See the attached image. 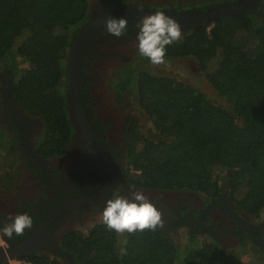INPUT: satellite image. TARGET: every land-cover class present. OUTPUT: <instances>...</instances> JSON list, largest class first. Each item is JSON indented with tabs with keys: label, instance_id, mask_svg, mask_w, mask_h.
Here are the masks:
<instances>
[{
	"label": "trees",
	"instance_id": "1",
	"mask_svg": "<svg viewBox=\"0 0 264 264\" xmlns=\"http://www.w3.org/2000/svg\"><path fill=\"white\" fill-rule=\"evenodd\" d=\"M206 4L209 0H181ZM89 0H0V63L18 71L13 93L30 115L42 118L36 145L44 158L63 155L74 127L67 104V58L75 36L88 19ZM137 25L142 20L138 19ZM138 26L131 36L138 34ZM86 48L79 56V93L93 61ZM191 57L216 97L208 99L183 80L153 74L138 49L114 70L109 87L116 101L135 99L148 120L126 124L125 178L130 186L155 191L186 190L216 197L229 194L236 208L255 221L264 219V7L214 21L197 23L167 48L166 59ZM17 68V67H16ZM85 93V94H83ZM6 146L0 141V150ZM12 188L16 168L5 170ZM181 242L170 229L117 233L103 222L87 232L65 233L60 248L70 263L46 255L28 257L32 264H251L212 239L196 234ZM176 234V233H175ZM203 235V238L209 237ZM125 254H121V249Z\"/></svg>",
	"mask_w": 264,
	"mask_h": 264
},
{
	"label": "flooded vegetation",
	"instance_id": "2",
	"mask_svg": "<svg viewBox=\"0 0 264 264\" xmlns=\"http://www.w3.org/2000/svg\"><path fill=\"white\" fill-rule=\"evenodd\" d=\"M248 1L209 0L206 4L201 5L197 2L182 7L187 3L186 1L181 3V0H164L159 3L135 0H99L97 4L90 7L88 19L83 23L81 30L95 22H100V24L84 38L81 49L86 48L87 52L92 53V57H94L108 49L111 44L124 46L130 43L138 44L137 36L135 34L131 36V31L137 28L136 21L143 18L126 15L129 10L151 13L163 11L180 24L183 34L189 32L197 23L225 18L201 20L195 19L196 15L206 11L242 5ZM263 7L264 0H258L255 8L249 12L261 10ZM111 16L123 17L128 21L125 34L119 38L108 34L106 31L105 24ZM97 60H94L93 64ZM24 63L19 60L17 68H14L12 63H0V141L6 146L5 149L0 150L2 154L0 184H10L6 181L5 170L17 169L18 173H14L11 180L12 187H15L20 177L27 176L24 187L12 198L10 209H0V228L10 223L15 215L23 213L32 217L33 224L30 229L24 231L23 235H13L11 239L0 234V254L2 255L0 264H11L12 259L25 260L28 257L40 255L70 263L72 258L60 248V239L65 233L76 230L87 232L88 220H92L91 223H96L94 218L102 215L106 201L114 198V194L118 193L126 197L128 189L144 190L130 186L125 178V156L128 148L126 124L130 123V119H135L129 117L125 120L119 131L120 140H115L116 134H111L113 121L101 113L91 89L90 71L93 68L92 65L91 69L84 71L81 83L83 85L84 81L89 82V92L87 95L83 93L89 102L85 103L81 97L80 100L94 135L112 161L107 162L98 148L91 142L70 97L67 104L70 121L74 127L72 140L63 155L44 158L39 154L36 147L41 137L42 118L28 114L13 93V85L18 77V71L25 69ZM136 123L142 126L138 121ZM112 181L114 182V189L106 199L101 198L93 204L81 208H69L60 212L48 221L32 246L23 251L14 252L13 249L26 240L66 198L91 196ZM5 191L11 193V190ZM204 197L202 207L198 209L196 221H193L198 230L202 232V236L205 235V232L209 233V229H215L213 227L217 226L214 223L216 218H221L226 213L227 219H229L227 222L238 227L235 230L238 239L243 234H248L251 240L257 238L261 247L264 241L261 235V224H263L264 219L256 223L249 222L250 219L247 217L248 220H244L243 214L236 208L232 198L225 191L216 197ZM160 211L163 213L164 210L161 208ZM251 218L254 219V217ZM193 222L189 214L178 215L171 220L169 226L163 224L162 227L169 229L178 224H184L187 228L192 229ZM70 225L73 227L68 229L67 227ZM10 255L13 258H9Z\"/></svg>",
	"mask_w": 264,
	"mask_h": 264
},
{
	"label": "rangeland",
	"instance_id": "3",
	"mask_svg": "<svg viewBox=\"0 0 264 264\" xmlns=\"http://www.w3.org/2000/svg\"><path fill=\"white\" fill-rule=\"evenodd\" d=\"M135 1H150L161 3L164 0ZM98 2L99 0H89L90 7H93ZM181 3H183V1H181ZM136 48L137 43H130L127 46L111 44L108 49L103 50V52L101 53L102 57L99 58L95 64H93V68L90 71L91 89L93 91L94 97L96 98L97 105L101 110V113L104 114V116L111 118V120L113 121L114 125L112 127L111 134H116L115 140L117 141L120 140V128L122 127L125 120L129 117L134 118L142 126H148V120L136 107L135 99L129 97L125 99L123 105L119 104L108 85L109 78L112 76L117 66L123 61V57L129 58ZM24 64L25 67H27V64ZM148 66L153 74H163L183 80L190 86L201 91L210 100L216 97L204 73L199 70L197 62L191 57L169 58L166 59V63L164 65L154 66L149 63ZM1 155L2 154L0 152V160L2 157ZM26 178L27 176L20 177V180L19 182H17L15 187H12L10 189H6L0 186V209H10L12 198H14L17 193H19V191H21V189L24 187ZM4 189L11 190V193H7ZM134 192H142L148 198V200L159 210L161 208L164 210L162 213V220L163 224L167 226H169L171 220L178 215L184 216L189 214L192 222L196 221L199 212L198 209L202 207V200L205 198L204 195L186 190L141 191L135 189H128L126 197L131 199ZM241 213L243 214L244 220L250 219L248 220L249 222L256 223V221L250 216H247L243 212ZM227 217L228 215L225 213L221 216V218H216L217 220H215L214 223L217 224V226L213 227L215 229H209V233L205 232V234H209V237L203 238L202 232L198 230L194 222L192 231H194V233L196 234V238L199 240V242L203 239L215 240L225 249L238 254L240 258H242V260L245 262L251 264H264V241L260 247L257 238L251 240L248 234H243L241 238L238 239L235 235V230L238 227H234V225L229 224L227 222V220H229L227 219ZM94 219V222L96 223L102 222V215ZM91 221L92 220H88L89 223L86 228L87 230L92 224ZM72 227L73 225H70L67 228L69 229ZM169 229L171 230V233L176 237V240L178 242H181L183 239L185 241L190 230L187 228V226H184V224H178L174 228ZM261 235L262 239L264 240V220L263 224H261ZM11 264H16L13 259L11 261Z\"/></svg>",
	"mask_w": 264,
	"mask_h": 264
},
{
	"label": "clouds",
	"instance_id": "4",
	"mask_svg": "<svg viewBox=\"0 0 264 264\" xmlns=\"http://www.w3.org/2000/svg\"><path fill=\"white\" fill-rule=\"evenodd\" d=\"M108 34L117 38L125 34L127 19L108 18L105 24ZM137 48L140 56L147 58L154 66L164 65L168 46L182 39L180 24L163 11L146 15L138 25ZM162 212L152 204L142 192H134L131 199L114 194L106 201L102 212V222L117 233H135L155 230L163 225ZM32 217L27 213L15 215L10 223L0 228V234L11 239L20 236L32 227ZM126 250L121 249V254Z\"/></svg>",
	"mask_w": 264,
	"mask_h": 264
},
{
	"label": "water",
	"instance_id": "5",
	"mask_svg": "<svg viewBox=\"0 0 264 264\" xmlns=\"http://www.w3.org/2000/svg\"><path fill=\"white\" fill-rule=\"evenodd\" d=\"M257 2L258 0H249L248 2L242 5L228 7L216 11H206L196 15L195 19L213 20L219 17H227L237 13L249 12L255 8ZM151 14L153 13L141 11V10H129L126 12V15L128 16H136L142 18H144L146 15H151ZM115 17L111 16L110 18H115ZM99 24L100 22H95L89 24L88 26H85L82 30H80V32L75 36L73 40V44L71 46L67 58L68 94L75 105V108L79 114V118L91 142L98 148L99 152L107 160V162H111L112 159L102 148L101 144L99 143V141L97 140L96 136L93 133L88 118L83 110V106L81 104L80 94H79L78 74H79V56H80L81 45L84 38L89 34V32ZM113 189H114V182L112 181L109 182V184H107L104 188H102L101 190H99L98 192L94 193L91 196L82 197V198H66L59 206H57L49 214V216L45 219V221L26 240H24L20 245H18L13 249L14 252H20L32 246V244L35 243L36 239L39 237V234L42 232L43 228L46 226L48 221L53 219L60 212L65 211L69 208H81L93 204L99 201L101 198L106 199L109 196V194L113 191ZM1 257L2 255L0 254V259ZM9 258H13V256L10 255Z\"/></svg>",
	"mask_w": 264,
	"mask_h": 264
},
{
	"label": "built area",
	"instance_id": "6",
	"mask_svg": "<svg viewBox=\"0 0 264 264\" xmlns=\"http://www.w3.org/2000/svg\"><path fill=\"white\" fill-rule=\"evenodd\" d=\"M13 261H14L16 264H32V263H30V262L23 261V260H19V259H13Z\"/></svg>",
	"mask_w": 264,
	"mask_h": 264
}]
</instances>
